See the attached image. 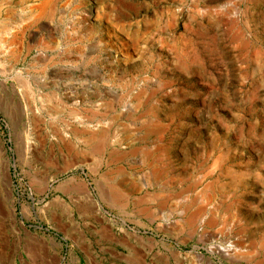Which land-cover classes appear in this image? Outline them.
Instances as JSON below:
<instances>
[{
    "label": "rangeland",
    "instance_id": "obj_1",
    "mask_svg": "<svg viewBox=\"0 0 264 264\" xmlns=\"http://www.w3.org/2000/svg\"><path fill=\"white\" fill-rule=\"evenodd\" d=\"M119 181L143 187L122 208ZM0 206V264H125L104 223L168 264H264V0H0Z\"/></svg>",
    "mask_w": 264,
    "mask_h": 264
},
{
    "label": "bare ground",
    "instance_id": "obj_2",
    "mask_svg": "<svg viewBox=\"0 0 264 264\" xmlns=\"http://www.w3.org/2000/svg\"><path fill=\"white\" fill-rule=\"evenodd\" d=\"M11 27V26H10ZM7 31V30H6ZM14 32V31H13ZM4 48V47H3ZM70 110V109H69ZM92 112H94V110L92 109L91 110ZM93 115H95L94 113H92ZM81 113V112H80ZM71 116H73V119H80L81 121H89L91 118L88 117V115H81L79 114V111H74L72 114H70ZM97 115V114H96ZM91 116V115H89ZM97 118V117H96ZM77 122V121H76ZM75 122V123H76ZM80 123V122H79ZM88 124V123H87ZM73 125V123L71 124ZM138 125V124H137ZM74 126V125H73ZM71 126L70 128V131L69 133H71V137H72V140H73V144L70 145V156H74V159L76 158V160L70 164V169L71 168H78V166L80 167V165H82V162H84V160H79L77 161L81 156H84L85 155V152H77L75 146H74V141H80L81 142L83 141L85 144L88 143L89 139H90V135L89 136H85L86 135V129L84 128H76L75 126L73 127ZM152 127V126H150ZM108 128V127H107ZM105 129V128H104ZM136 130V129H135ZM139 130V129H137ZM149 130V129H148ZM147 131V130H146ZM153 131V130H150V132ZM93 132V131H92ZM100 133H102V131H100ZM85 134V135H84ZM94 136V134H93ZM99 137V136H97ZM96 138V136H95ZM100 139V137H99ZM92 140V139H91ZM95 140V139H94ZM103 140V139H102ZM105 140V139H104ZM97 141V140H96ZM99 141V140H98ZM90 142V141H89ZM100 144V143H99ZM69 148V146H68ZM67 149V148H66ZM91 149V148H90ZM66 151V150H65ZM69 151V150H68ZM92 152V151H91ZM114 152V151H113ZM129 152V151H128ZM81 155V156H80ZM125 156V155H124ZM128 158V157H126ZM118 159V158H117ZM69 161V159L67 160ZM114 162V161H113ZM124 163V162H123ZM51 164V163H50ZM87 164V163H86ZM54 165V164H53ZM120 174H122L121 172H117ZM117 173H114V175H117ZM162 177V176H161ZM170 181V180H169ZM125 183V182H124ZM106 185V184H105ZM138 184L137 183H134L132 182L131 186L127 189L126 187L123 186V184L119 181V182H116V183H113L112 184V189H113V193L115 195V199L114 201H117L120 205H121V208H122V205H128L129 201H131V196H135V194H138V192H140L142 190V188H139V186H137ZM128 186V185H127ZM68 188V193H69V196L72 194V196L74 197L75 195L77 196H80L82 198H84V202L81 201L79 202L78 198L76 199V201L73 199L72 203L75 208H76V211H78L81 215H86L87 213H94V208L92 205L94 204H91L90 201H88L90 199V194H89V191L86 187V184L84 182H77L75 184H71L70 186L67 187ZM103 191V190H102ZM106 191V190H105ZM109 194V193H108ZM108 199H110L108 197ZM136 199V198H135ZM111 200V199H110ZM113 201V199H112ZM146 202V199L144 198H141L139 199L138 201V204H140L139 206L136 205L137 207H133V213L135 215H142L144 214V208H143V205L145 204ZM96 207V205H95ZM181 209V207H180ZM184 210V209H183ZM65 211V210H64ZM191 213V212H190ZM189 213V214H190ZM193 213V212H192ZM188 214V215H189ZM194 214V213H193ZM200 214V213H199ZM205 214V213H203ZM72 215V214H71ZM186 215V214H185ZM198 216V215H197ZM191 217V220H189V224H188V229L193 232L196 228H195V225H196V222H197V219L199 220L200 217ZM89 217V216H88ZM202 217V216H201ZM70 218V217H69ZM80 219V218H79ZM84 219V218H83ZM73 220V219H72ZM85 220V219H84ZM187 221V220H186ZM73 222V221H72ZM69 221V233L73 230H75V225ZM124 223V222H123ZM88 227V226H87ZM112 226L110 224H102L100 226V230L99 231H96V232H92V231H89L88 234H90V236L92 234L98 236L101 238V240H104V241H114V242H118V245L119 243L121 245H123V247L126 249L127 251V257L124 259V261L127 263V264H149L146 262L145 258H144V255L143 253L145 249H149L151 248V240L149 241H146L144 240L143 238H141V235L137 234V232L135 231L134 232V236H131L128 232H127V235L124 237V240L122 239H115L113 238V234H112ZM130 230V229H129ZM169 230V229H168ZM188 230V231H189ZM162 231V230H160ZM169 233V232H168ZM137 234V235H136ZM190 234V233H189ZM180 235V234H179ZM71 237H73V235H70ZM191 236V235H190ZM76 238V237H75ZM93 238V237H92ZM74 239V237H73ZM115 239V240H114ZM134 240V242H131V240ZM120 245V246H121ZM264 245V244H263ZM154 247V246H153ZM239 247V246H238ZM238 249H233L230 245H227V246H218L216 247L214 250H211L212 252H214L215 254H219L220 256L223 255H230L232 256L233 253H236ZM234 251V252H233ZM233 252V253H231ZM169 253V252H168ZM210 253V252H209ZM227 258V257H226ZM173 262V263H179L181 262V258H180V255L177 253V252H174V251H171L167 256L165 257H159L157 258V260L155 261L154 264H168L169 262ZM263 262V261H262ZM258 263V262H257ZM261 263V262H260ZM153 264V262L151 263Z\"/></svg>",
    "mask_w": 264,
    "mask_h": 264
},
{
    "label": "crops",
    "instance_id": "obj_3",
    "mask_svg": "<svg viewBox=\"0 0 264 264\" xmlns=\"http://www.w3.org/2000/svg\"><path fill=\"white\" fill-rule=\"evenodd\" d=\"M5 214H6V209L5 207H1L0 206V252L4 250L5 246H6V241H8V230H7V225H5L4 223L5 222ZM20 226V231H22V224L20 223L19 224ZM147 241V240H146ZM106 242H114V241H106ZM131 242H134V240L132 239ZM151 248L149 249H145L143 253L144 255V258L146 260L147 263L151 264L153 262V264L155 263V261L157 260V258L159 257H165L167 256L171 251H174V252H177L178 254L180 252H178V250H175V248H164V250L166 252H163L162 250H155V246L153 248V244L151 242ZM53 247L54 246V243L52 241H49L47 243V245H45V247H42V251L40 253H42L41 255L44 256V258H47L48 257V248L49 247ZM44 248V249H43ZM81 252V250H80ZM169 252V253H168ZM152 253L154 254L153 256ZM167 253V254H166ZM127 257V253L124 257V259ZM82 258H83V264H87V261L85 260V257L83 256L82 254ZM95 260V259H94ZM93 260H91L92 262ZM95 262L93 261L92 264H94ZM125 264H127L125 261H124Z\"/></svg>",
    "mask_w": 264,
    "mask_h": 264
}]
</instances>
